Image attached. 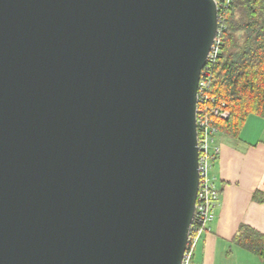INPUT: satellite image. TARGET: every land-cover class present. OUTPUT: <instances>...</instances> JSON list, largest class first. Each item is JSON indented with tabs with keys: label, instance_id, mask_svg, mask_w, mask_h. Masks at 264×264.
<instances>
[{
	"label": "water",
	"instance_id": "1",
	"mask_svg": "<svg viewBox=\"0 0 264 264\" xmlns=\"http://www.w3.org/2000/svg\"><path fill=\"white\" fill-rule=\"evenodd\" d=\"M216 0H0V264H182Z\"/></svg>",
	"mask_w": 264,
	"mask_h": 264
},
{
	"label": "trees",
	"instance_id": "2",
	"mask_svg": "<svg viewBox=\"0 0 264 264\" xmlns=\"http://www.w3.org/2000/svg\"><path fill=\"white\" fill-rule=\"evenodd\" d=\"M219 15L220 50L203 79L210 82L208 106L224 104L229 113L215 118L220 132L239 138L250 115L264 118V0H232ZM233 242L264 260V234L252 226L240 224Z\"/></svg>",
	"mask_w": 264,
	"mask_h": 264
},
{
	"label": "crops",
	"instance_id": "3",
	"mask_svg": "<svg viewBox=\"0 0 264 264\" xmlns=\"http://www.w3.org/2000/svg\"><path fill=\"white\" fill-rule=\"evenodd\" d=\"M221 153L212 175L220 188L211 230L194 251L196 264H264L258 255L233 242L240 224L264 234V118L250 115L239 138L219 133ZM256 192H259L257 198Z\"/></svg>",
	"mask_w": 264,
	"mask_h": 264
},
{
	"label": "built area",
	"instance_id": "4",
	"mask_svg": "<svg viewBox=\"0 0 264 264\" xmlns=\"http://www.w3.org/2000/svg\"><path fill=\"white\" fill-rule=\"evenodd\" d=\"M232 0H216L218 6L219 26L217 36L209 53L208 62L202 70L197 102V127L199 149L200 184L195 206V214L190 227L187 249L182 264H196L194 261L195 247L203 233L211 230V223L215 219V209L220 199V188L216 178L212 175L213 163L221 153V145L217 141L220 133L215 123V118L228 116V112L221 106H208L209 95L207 89L210 82L203 79L207 72V66L216 60L219 50L223 27V18L219 10L226 7Z\"/></svg>",
	"mask_w": 264,
	"mask_h": 264
}]
</instances>
